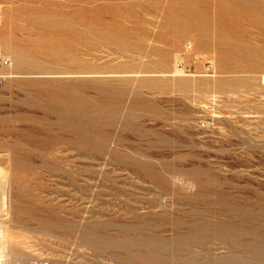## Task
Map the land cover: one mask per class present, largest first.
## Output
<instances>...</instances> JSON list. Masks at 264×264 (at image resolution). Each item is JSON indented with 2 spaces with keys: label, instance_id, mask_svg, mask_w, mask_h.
I'll list each match as a JSON object with an SVG mask.
<instances>
[{
  "label": "rangeland",
  "instance_id": "rangeland-1",
  "mask_svg": "<svg viewBox=\"0 0 264 264\" xmlns=\"http://www.w3.org/2000/svg\"><path fill=\"white\" fill-rule=\"evenodd\" d=\"M0 48V263L264 264V0H0Z\"/></svg>",
  "mask_w": 264,
  "mask_h": 264
},
{
  "label": "built area",
  "instance_id": "built-area-1",
  "mask_svg": "<svg viewBox=\"0 0 264 264\" xmlns=\"http://www.w3.org/2000/svg\"><path fill=\"white\" fill-rule=\"evenodd\" d=\"M12 67V59L8 53L0 48V85L9 75Z\"/></svg>",
  "mask_w": 264,
  "mask_h": 264
},
{
  "label": "bare ground",
  "instance_id": "bare-ground-1",
  "mask_svg": "<svg viewBox=\"0 0 264 264\" xmlns=\"http://www.w3.org/2000/svg\"><path fill=\"white\" fill-rule=\"evenodd\" d=\"M2 40H4V39H2ZM1 40V41H2ZM7 41V40H6ZM6 43V42H5ZM2 44V43H1ZM9 45V44H8ZM11 48H12V46H11ZM10 51H11V49H10ZM9 51V52H10ZM19 51H20V49H19ZM22 52V51H21ZM18 54H20V53H18ZM23 54V53H22ZM15 56H17V54H15ZM24 57V56H23ZM27 58V57H26ZM15 60V59H14ZM15 63H16V60H15ZM12 64H13V62H12ZM20 65H21V63H19ZM175 71L177 72V69H175ZM12 75V73L9 71V75L8 76H11ZM2 196V195H1ZM5 196V195H4ZM2 198V197H1ZM3 201V200H2ZM3 202H1V204H2ZM3 205H4V203H3ZM2 208V207H1ZM0 208V209H1ZM4 212V211H3ZM2 213V212H1ZM1 220V219H0ZM2 221V220H1ZM3 229H4V227H3ZM1 227H0V246L2 245L3 246V244L4 243H6L5 242V238H4V230H3ZM2 251V250H1ZM0 264H2V263H0ZM3 264H4V262H3Z\"/></svg>",
  "mask_w": 264,
  "mask_h": 264
},
{
  "label": "crops",
  "instance_id": "crops-1",
  "mask_svg": "<svg viewBox=\"0 0 264 264\" xmlns=\"http://www.w3.org/2000/svg\"><path fill=\"white\" fill-rule=\"evenodd\" d=\"M10 72L12 73V67H11V69H10ZM12 76H14V74L12 73V75L11 76H8V78L9 77H12ZM7 79V78H6Z\"/></svg>",
  "mask_w": 264,
  "mask_h": 264
}]
</instances>
